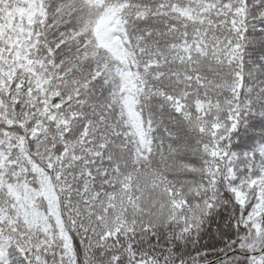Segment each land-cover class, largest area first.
Wrapping results in <instances>:
<instances>
[{
  "label": "snow or ice",
  "instance_id": "obj_1",
  "mask_svg": "<svg viewBox=\"0 0 264 264\" xmlns=\"http://www.w3.org/2000/svg\"><path fill=\"white\" fill-rule=\"evenodd\" d=\"M0 264H264V0H0Z\"/></svg>",
  "mask_w": 264,
  "mask_h": 264
}]
</instances>
